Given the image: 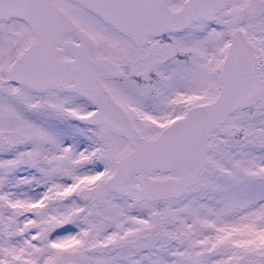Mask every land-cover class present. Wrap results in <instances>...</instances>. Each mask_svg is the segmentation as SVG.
<instances>
[{"label":"snow or ice","instance_id":"1","mask_svg":"<svg viewBox=\"0 0 264 264\" xmlns=\"http://www.w3.org/2000/svg\"><path fill=\"white\" fill-rule=\"evenodd\" d=\"M0 264H264V0H0Z\"/></svg>","mask_w":264,"mask_h":264}]
</instances>
